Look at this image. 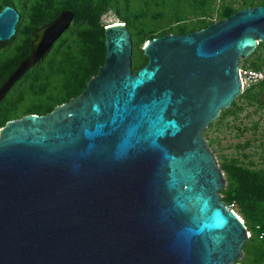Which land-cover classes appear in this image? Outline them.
<instances>
[{
  "label": "water",
  "instance_id": "water-1",
  "mask_svg": "<svg viewBox=\"0 0 264 264\" xmlns=\"http://www.w3.org/2000/svg\"><path fill=\"white\" fill-rule=\"evenodd\" d=\"M72 17L62 9L34 30L0 98ZM18 18L0 8V40ZM103 34V63L80 93L0 127V264H237L246 227L220 200L202 132L240 93L264 3L146 40L134 70L126 25Z\"/></svg>",
  "mask_w": 264,
  "mask_h": 264
},
{
  "label": "rangeland",
  "instance_id": "rangeland-1",
  "mask_svg": "<svg viewBox=\"0 0 264 264\" xmlns=\"http://www.w3.org/2000/svg\"><path fill=\"white\" fill-rule=\"evenodd\" d=\"M163 1V8L151 4L144 10L145 14L138 16L134 12L137 11L140 0H128L126 8L124 0H115V5L124 19L119 18L112 10H107L96 21L95 13L91 9H79L39 64L10 93L15 115L19 116L25 109H33L39 105L54 106L61 103V100L67 101L80 93L83 87L81 88L76 76L80 73L75 69L76 61L84 56L87 60L86 68L91 71L89 76L95 75L96 72L93 73L91 66L96 67L103 63V27L107 23L118 21L126 25L131 39V70L146 62L147 57L142 50L146 40L164 33H179L175 32L178 25L188 28L195 24L194 30L198 29V17L195 16L197 13L188 11L194 0H181L186 14L185 19L179 21L170 16L168 4L171 0ZM223 2L230 3L234 8L240 5L238 0ZM219 3L217 0L211 2L213 9L204 21L211 23L223 19H219L216 14ZM7 4L14 6L21 13V18L16 23L18 25L15 27L13 39L5 45V51L0 53V80L7 71L2 70L6 62L12 68L19 58L27 54L34 38V30L55 17L63 5L78 7L79 0H12ZM3 5L4 1L0 0V8ZM14 48H19L20 53L13 55ZM85 50L89 54H83ZM101 50L102 54L98 55L96 51ZM91 54L96 57L93 62H89ZM238 68L264 72V41L256 42L253 51L239 59ZM242 83L241 92L227 108L219 111L217 117L205 127L202 135L223 174L224 186L218 191L220 200L240 217L246 227L248 237L243 244L254 245L264 236V189L251 183L247 186L243 174L246 171L264 172V109L261 84L248 88V82L244 78ZM259 83H264V80ZM73 86L75 94L71 95ZM42 109L44 111L40 114L46 113L47 108ZM232 173L239 177V182L234 180ZM244 245L241 257L236 260L237 264H264V259H255L251 255L244 260Z\"/></svg>",
  "mask_w": 264,
  "mask_h": 264
},
{
  "label": "trees",
  "instance_id": "trees-1",
  "mask_svg": "<svg viewBox=\"0 0 264 264\" xmlns=\"http://www.w3.org/2000/svg\"><path fill=\"white\" fill-rule=\"evenodd\" d=\"M3 1L5 5L7 3H11L12 0H3ZM213 1L215 0H194V4H192L191 9L188 10L191 13L192 12L197 13L195 16L198 17V29L210 23V22L204 21V19L206 17H209V14L211 13L213 9L212 6H210L211 2ZM217 1L220 2L216 8V14L219 17V19L226 17L230 13L242 7L253 6V5L264 3V0H238L240 5L238 6V8H234L233 5H231L230 3H224L223 0H217ZM171 2L168 4V10H170V16L173 18H176L175 21L185 19L184 16L186 13L182 9L183 6L181 5V0H171ZM127 3H128V0H124L125 8H126ZM151 4L153 5L157 4L161 8L165 6V2L163 0H160L158 2L156 0H140V5L137 7V11L134 12V14L138 16L145 14L144 10H146L148 6ZM83 7H88L95 13L96 21H98V17L104 12H106L107 10H112L119 18L124 19L123 15L120 14L118 8L115 5V0H79L78 7L70 8L68 5L65 4L61 7V10L70 9L74 15L77 13L79 9H82ZM20 18H21V13H19L18 21ZM17 25L15 27H17ZM194 29H196L195 24H191L190 27L188 28L183 27V25H178L176 26L175 32L184 33L187 31L194 30ZM12 39H13V36L11 37L10 40ZM96 53L98 55L102 54V50L101 52L96 51ZM83 54H89V53H87V50H85ZM91 55L92 56H91V59H89V62H93V58H96L94 57V54H91ZM86 64H87V60L84 59V56H82L78 61H76L75 69L76 71L80 72L76 76L80 83L81 88L84 87L85 85L84 83L86 82V80L90 78L89 73L91 71L89 72V70L86 68ZM97 66L96 67L94 65L91 66L92 67L91 70H93V73L97 71V68H98ZM34 75L36 76V74ZM71 91H72L71 95L75 94L74 86L72 87ZM64 101L65 100H61L60 102H64ZM10 105L13 106L12 102H10ZM52 107L53 105H50L49 107H40L39 105L37 107H34L33 109H25L24 111H26L25 113H28V112L42 113L41 111H44V109L42 108H47L45 111L48 112ZM2 112L5 114V116L3 118H0V126L3 125L4 122L7 121L8 119L15 117L11 110L3 109ZM232 175H234L233 176L234 180L235 181L238 180L237 182H239V177L236 176L235 173H232ZM243 176L246 180L245 184H247V186L249 185V183H251V184H254L256 187L258 186L260 189H264V172L263 171H259V172L246 171L244 172ZM248 255H251L252 258H255V259H264V236H261V239H259L258 242L255 243L254 245H244L243 259L247 260Z\"/></svg>",
  "mask_w": 264,
  "mask_h": 264
},
{
  "label": "flooded vegetation",
  "instance_id": "flooded-vegetation-1",
  "mask_svg": "<svg viewBox=\"0 0 264 264\" xmlns=\"http://www.w3.org/2000/svg\"><path fill=\"white\" fill-rule=\"evenodd\" d=\"M18 12V11H17ZM19 14V13H18ZM14 35V34H13ZM12 35V36H13ZM11 36V37H12ZM11 37L7 40H0V53L5 51V45L8 44L11 40ZM10 40V41H9ZM13 51V55L16 54V53H20V50L19 48H14L12 49ZM30 51V49H29ZM29 51L27 52V54H24L21 58H19L15 64L13 65L12 68H10V63L6 62L2 68V70H4V74L3 76L1 77L2 79L0 80V86L2 84V82L6 79V77L9 75V73L18 65V63L20 62L21 59H23L25 56L28 55ZM42 59V58H41ZM40 59V60H41ZM38 60L35 64H33L30 68H28L16 81H14V83L11 84V86L6 90V92L4 93V95L0 98V118H3L5 116V114L2 112L3 109L5 110H11L13 112V115L15 117L11 118V119H15V118H18L20 117L21 115L23 114H26L24 111L23 113H21L19 116H16L15 115V109L13 106L10 105V102H12V99H10V93L12 92V90H14L17 85L19 84V82L25 77V75H27L29 73L30 70H32L35 66H37L39 64V61ZM6 68H9V69H5ZM1 75V73H0ZM264 80V79H263ZM258 85V84H261V100H262V103H263V109H264V83H253V84H248L247 87H252V85ZM240 92H241V89H240ZM28 113H37V112H28ZM37 114H40V113H37ZM9 120V119H8ZM5 123V122H4ZM2 126V125H1Z\"/></svg>",
  "mask_w": 264,
  "mask_h": 264
},
{
  "label": "built area",
  "instance_id": "built-area-1",
  "mask_svg": "<svg viewBox=\"0 0 264 264\" xmlns=\"http://www.w3.org/2000/svg\"><path fill=\"white\" fill-rule=\"evenodd\" d=\"M238 72V77L240 79V86L243 85V78L247 80L248 84H253V83H259L263 81L264 79V72L262 70H256V69H251V70H242L241 68L237 69ZM228 209V208H227ZM231 210V209H229Z\"/></svg>",
  "mask_w": 264,
  "mask_h": 264
},
{
  "label": "bare ground",
  "instance_id": "bare-ground-1",
  "mask_svg": "<svg viewBox=\"0 0 264 264\" xmlns=\"http://www.w3.org/2000/svg\"><path fill=\"white\" fill-rule=\"evenodd\" d=\"M118 22V21H117ZM116 22V23H117ZM111 23H115V22H111ZM231 213L235 214L237 216V218H239V220L241 221L240 217L233 211V210H230Z\"/></svg>",
  "mask_w": 264,
  "mask_h": 264
}]
</instances>
